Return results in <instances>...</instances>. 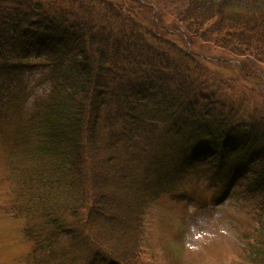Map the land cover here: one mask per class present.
I'll list each match as a JSON object with an SVG mask.
<instances>
[{"label":"trees","instance_id":"1","mask_svg":"<svg viewBox=\"0 0 264 264\" xmlns=\"http://www.w3.org/2000/svg\"><path fill=\"white\" fill-rule=\"evenodd\" d=\"M177 1L153 19L151 0H0L12 212L35 264H145L150 201L197 168L255 206L230 264H264V103L238 84L264 65V0ZM200 34L242 64L209 60Z\"/></svg>","mask_w":264,"mask_h":264},{"label":"rangeland","instance_id":"2","mask_svg":"<svg viewBox=\"0 0 264 264\" xmlns=\"http://www.w3.org/2000/svg\"><path fill=\"white\" fill-rule=\"evenodd\" d=\"M151 1L159 11L160 4L169 5L176 13L180 10L174 8V5H179L177 0H158L160 4ZM155 13L153 10V19H156ZM162 23L173 25L174 16H164ZM196 41L194 46L209 60L213 61L222 54L201 34ZM230 64L224 67L232 70L237 66L234 62ZM252 68L256 69L258 78L254 74V77L238 84L243 85L248 93L246 88L255 91L257 100L264 103V65L255 62ZM197 72L202 74L200 70ZM215 72L209 69L208 75ZM39 79L38 70L28 75V88L34 95L48 89V85L40 84ZM29 104L30 100L25 107ZM0 121L4 129L3 132L0 130V264H35L30 255L31 242L26 241L23 235L25 220L12 212L18 189L10 177L12 163L17 161L11 149L13 135L10 131L13 130H7L5 118ZM197 169L175 183V190L150 201L147 213L143 215L145 225L140 239L147 259L145 264H230L238 258L242 234L249 230L256 213L255 206L243 196L241 183L237 185L241 194L227 192L221 197L220 188L203 179L202 169ZM249 177L250 174L246 179Z\"/></svg>","mask_w":264,"mask_h":264}]
</instances>
